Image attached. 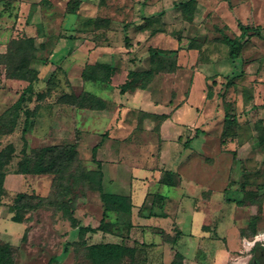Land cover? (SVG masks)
I'll use <instances>...</instances> for the list:
<instances>
[{"label": "rangeland", "instance_id": "obj_1", "mask_svg": "<svg viewBox=\"0 0 264 264\" xmlns=\"http://www.w3.org/2000/svg\"><path fill=\"white\" fill-rule=\"evenodd\" d=\"M238 22L261 27L247 37L239 50L228 45L221 34L237 38ZM12 40H23L27 47L37 49L34 66L39 70V80L22 105L33 110L25 134L26 144L22 138L25 116L21 111L14 131L0 134V150H7L9 145L14 150L4 167L0 242L13 246L15 264H93L87 246L99 242L135 246L137 255L133 264L172 261L251 264L258 250L264 247V144L259 142V137H264V0H0V121L5 127L27 85L26 81L7 75L9 60L5 54ZM98 46L99 50L104 47L106 54L112 52L111 61L117 62L118 72H124L125 76L132 68L142 71L153 66L148 47L160 52L161 65H154L146 95L162 106L154 109L157 116L164 115V104L185 101L197 76L203 80H197L199 84L193 93L192 101L199 105L196 111L181 116L190 121L185 126L193 129L185 130L184 135H188L185 140L197 130L206 134L203 139L200 136L193 139V149L205 152L191 157L185 177L199 178L195 182L203 187L194 192L185 188V193L191 195L185 194L180 204L184 216L181 226L185 230V223L192 222L193 208L201 210L208 200L212 218L206 222L213 229L208 239H221L217 246L216 243L211 248L195 246L187 237H198L200 233L187 236L177 227L170 230L171 234L162 235V243L157 244L155 233L139 220L153 211L147 198L142 203L136 201L130 228L126 223L128 218L121 217L119 236L103 232L81 236L57 208L58 202L72 200L74 216L81 225L97 227L102 219L98 192L76 176L81 170L87 178L98 175L91 157L92 148L99 142L102 145L104 140L100 141V136L92 132L77 131L73 108L65 102L71 95L80 96L88 91L104 99L125 100L118 91L113 95L101 83L82 77L86 67V72L89 71V66L82 70L86 60L93 61L99 56L93 53ZM231 49L238 50L234 60L229 56ZM170 62L180 63V70H168L172 66ZM124 79L122 76L116 83L120 85ZM195 112L203 116L198 128L192 122L197 118ZM227 112L228 119L235 116L236 123L225 121ZM130 117L134 125L138 123L134 112ZM85 118L82 116L81 120ZM104 125V122L96 124ZM156 138L157 133L151 131L141 138L140 144L145 142L146 150H155ZM72 145L77 155L71 165L57 161L46 173H18L25 161L31 167L51 162V154H43L44 147ZM192 165L195 170H191ZM167 190L164 187L161 192L167 194ZM18 193L25 194L21 201L16 198ZM20 204H24L18 209L23 220L16 223L10 220L9 208ZM107 220H116V216L108 215ZM229 220L238 231L235 237L229 231L227 245V234L222 231L219 236L215 230L218 224ZM252 225H255L254 237ZM244 236L249 243L244 242ZM177 239L182 240L178 249L173 246ZM218 246L231 249L232 256L220 258ZM177 252L182 257H177ZM121 264H129V260Z\"/></svg>", "mask_w": 264, "mask_h": 264}, {"label": "crops", "instance_id": "obj_2", "mask_svg": "<svg viewBox=\"0 0 264 264\" xmlns=\"http://www.w3.org/2000/svg\"><path fill=\"white\" fill-rule=\"evenodd\" d=\"M148 46H150V44H148ZM99 48L100 46H98L93 53L101 57L96 56L97 58L95 57L96 59L94 58L93 61L88 58L86 60L87 64L83 66L82 70L85 66L94 65L96 63H106L115 68V72L109 82L99 83L104 85L103 87L106 92L109 91L110 93L112 92L113 95H115V93L117 95V91L119 92V84L116 82L122 76L125 78V82L126 76L123 74L124 72H118L119 68L117 62L111 61L112 52L106 54V52L102 50L104 47H102L101 50H99ZM106 48L110 49L107 45ZM128 52V50H125V53ZM147 52L151 57L150 47H148ZM130 70L138 71V69L135 68ZM176 70H180V63L176 64ZM151 79L145 89L135 87L133 93L132 91H127L125 94H120L119 92L121 97H125V100H120L117 97L118 102L110 98L104 99L88 91V93L100 98L105 103L104 109L79 108L69 104L70 107L73 108V114L76 116L77 131H82L83 133L92 132L94 136H100V141L104 140L102 145H100L101 142L95 145L97 146V150L94 154L92 150L91 157L92 160L95 161L93 163L96 165L98 175L93 178L90 177L89 179H101V184L105 192L129 196L133 205L132 210L136 209L135 203L138 201L142 203L145 198H147V203H151L153 211L151 215L139 217V220L141 225L147 226V228L155 233L157 244L162 243V235L165 233L169 234L173 227H177L183 234H187V236L194 234L196 231L200 233L198 237H187L189 242L195 243V246L201 245L205 248H211L214 243H216L217 246V242L221 241V239H208L210 237V231L213 230L212 228H208L209 224L206 222L208 218H212L211 212H209L211 203L208 200H205L206 204L203 205L201 210H194L193 208L192 222H188V224L185 223V230L181 226V218L184 216L181 212L180 204L184 200L185 194L191 195L190 193H185V188L187 191H189L188 188H191V191L194 192L196 189L203 187L195 182V180L198 182L199 178L192 177L189 179L185 177V169L188 167L190 169L191 164L189 160L191 157L196 155L201 156L204 154L205 150L193 149V140L189 147L185 148L184 143L187 140H185V137L188 136L184 135L185 130L188 129L193 131V129L190 128V126H185L187 123H190V121H185L181 117L185 112L192 111L193 109L196 111V107L199 106L192 101V98L194 90L197 84H199L197 80L201 81L202 79L197 76L191 88L190 95L185 101H181L174 105L164 104L165 111H162L164 114L162 116H157L154 110L159 109L160 105L155 104V102L146 97L147 91L150 90ZM82 81L84 82L85 80L82 78ZM202 95L203 92L201 97ZM133 112L135 118H139L138 123L140 122L141 124L137 122L135 125L133 124V118L130 117ZM195 113L197 114V118L192 122L194 123L193 126L198 128V124L202 123L203 116L197 112ZM82 116L86 117L85 121L81 120ZM158 118H160V121H158ZM100 122H104L106 125L97 127L96 124ZM114 122L115 128L113 126ZM151 131L157 133L156 148L155 150H146V146L144 145L145 142L140 144V141L144 135L150 134ZM205 135L206 134L199 133L198 136L203 139ZM139 136H141L140 141L138 140ZM191 137L192 136L189 135V138ZM114 143L117 144V146L113 147ZM141 145L143 146L141 147ZM191 170H195L194 165H192ZM164 187L169 188L167 194L161 192ZM187 197L190 198L188 195ZM172 209H176V211ZM109 215H114V213L111 212ZM141 220H144V222ZM228 222L218 224L215 230L219 236L222 231L227 234V238L225 237L227 245L230 244L228 233L230 235L233 233L235 237V233L238 231L237 226L232 220ZM230 230L232 231L231 233L229 232ZM243 238L244 242L249 243L245 236ZM181 244L182 240L177 239L175 243H173V246L178 249ZM218 250L221 255L220 258L232 256L231 249L226 250L218 246Z\"/></svg>", "mask_w": 264, "mask_h": 264}, {"label": "trees", "instance_id": "obj_3", "mask_svg": "<svg viewBox=\"0 0 264 264\" xmlns=\"http://www.w3.org/2000/svg\"><path fill=\"white\" fill-rule=\"evenodd\" d=\"M240 35L237 38H230L228 35L222 33L224 41L234 48H238V50L242 47V44L245 42L247 37L251 33H256L260 26L251 27L248 25H244L241 22L237 24ZM70 39L73 36L69 37ZM125 45L128 49L130 47L128 37L125 35ZM238 50L231 49L229 56L232 60H234L238 56ZM151 52V66L147 70L144 71H133L130 70L127 72L126 80L124 83L119 85L120 94H125L127 91L133 90L135 87L145 89L149 80L152 78L154 73L153 67L154 65H161L159 57L161 54L157 50H152ZM172 53V52H170ZM37 49L34 47H27L24 44L23 40H12L11 46L8 49L5 56L9 60V64L7 66V75L9 78L23 80L27 82V85L20 93L18 99L16 100L13 107V115L11 116V120H9V125L5 127L0 121V134H8L14 131L17 118L19 116V112L21 111L24 116V125L22 129V138L24 143L26 144L25 134L27 133L29 127V119L33 112L29 108H23V104L27 101V95L32 93L33 84L39 80V70L34 63L37 59ZM159 59V60H158ZM159 63V64H158ZM172 65L168 70L176 68V64L170 62ZM87 68V67H86ZM86 68L82 71V77L85 80L89 81H98V82H109L110 78L115 72V68L111 67L106 63H96L94 65H89V71L86 72ZM170 70V71H172ZM164 71V70H161ZM210 98L209 95H207ZM68 104L79 108H93V109H104L105 103L98 97L85 93L80 96H70L69 100L65 101ZM228 112L225 113L224 119L229 123H236L235 116L231 119H228ZM198 130L195 135L189 139H187L184 143L185 148H188L193 139L198 137ZM259 142L264 144V137H259ZM93 154L97 150V146L92 148ZM13 146L9 145L7 150H0V202L5 193V177L6 173L4 171V167L10 161L11 156L13 154ZM44 156L48 153L51 154V162L42 164L38 163L34 166H30L29 161H25L20 165V170L18 173L20 174H42L51 171L52 167L55 165V162H61L63 164L71 165L75 157L77 155V150L74 145L68 147H57V146H47L43 148ZM78 180L84 181L87 183L91 189L97 191L99 194V198L102 202L103 215L102 219L97 227L91 226H83L79 223L77 218L74 216V207L72 200H67L58 202L56 204L57 208L62 211L63 216L70 223V226L76 229L79 232V235H84L85 233L95 234L97 232L115 234L119 236L120 234V221L121 217H126L128 228L131 227L130 215L132 212V201L129 196L113 194L105 192L101 179H89L86 176V172L81 170L76 176ZM25 197L24 193H18L16 198L21 201ZM240 203V200H238ZM240 205V204H239ZM16 207V206H15ZM14 206L9 208V212L12 213L10 220L16 223H21L23 220V215L18 211V209H22L24 204H20L19 207L15 208ZM113 212L116 216V220H107L109 213ZM124 221V220H123ZM252 236L255 235V225H252ZM242 234V233H241ZM25 234L23 235V239ZM87 252L90 256L93 264H121L124 260L128 259L129 264H133L135 257L137 255V248L135 246L129 247L124 245L123 243H112V242H99L90 244L87 246ZM177 257H182V255L177 252ZM54 261V260H53ZM0 264H15L14 261V248L11 244L6 242H0ZM170 264H181V262L172 261ZM251 264H264V247L258 250V253L254 256L253 260H251Z\"/></svg>", "mask_w": 264, "mask_h": 264}]
</instances>
